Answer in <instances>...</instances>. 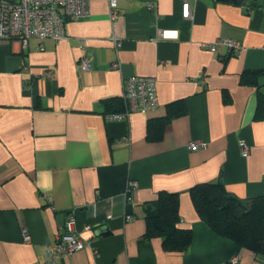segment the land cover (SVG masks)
<instances>
[{
	"label": "crops",
	"instance_id": "crops-1",
	"mask_svg": "<svg viewBox=\"0 0 264 264\" xmlns=\"http://www.w3.org/2000/svg\"><path fill=\"white\" fill-rule=\"evenodd\" d=\"M183 1L117 0L110 19L108 1L91 0L59 41L0 39V264H49L48 245L70 212L90 244L56 264H230L235 253L237 264H264L216 234L189 192L220 180L239 197L264 195V8L187 0L185 17ZM219 38L242 52L201 44ZM85 53L94 66L83 71ZM133 75L155 77L157 106L110 117L106 100ZM194 140L205 146L189 149ZM129 181L136 188L127 192ZM160 190L178 194V225L192 231L184 252L144 236L147 203Z\"/></svg>",
	"mask_w": 264,
	"mask_h": 264
},
{
	"label": "built area",
	"instance_id": "built-area-1",
	"mask_svg": "<svg viewBox=\"0 0 264 264\" xmlns=\"http://www.w3.org/2000/svg\"><path fill=\"white\" fill-rule=\"evenodd\" d=\"M109 5L110 19L116 18L117 0H107ZM91 0H0V39H19L23 44L27 43L30 37H37L39 40L52 38L61 40L66 34V22L69 19L80 20L89 14ZM247 7V3H243ZM151 7V5H148ZM183 16L191 15V6L187 0L182 3ZM158 35L169 37L167 30L160 29ZM117 46L119 43L114 41ZM85 43L83 42V45ZM203 46L211 51H216L218 45L226 46L234 54H240L243 45L237 40L215 39L204 41ZM42 45L41 43L39 44ZM77 65L80 70L93 68V56L85 53L79 56ZM115 67L117 63L113 64ZM51 76L49 70L45 71ZM125 108L122 111L111 113L112 118L120 119L126 117L131 111H147L158 104L156 92V79L153 76L133 75L125 80L124 89L121 95ZM239 145L243 155L248 154V145L240 140ZM205 146V142L194 140L188 144L191 150ZM136 188L135 181H129L127 192ZM23 239L29 240L28 231L22 229ZM90 243L80 237L76 229V217L73 212L66 215L55 241L48 245L50 254L49 264H56L61 256H68L75 251L84 248ZM239 254L235 253L230 258V264H237Z\"/></svg>",
	"mask_w": 264,
	"mask_h": 264
},
{
	"label": "trees",
	"instance_id": "trees-1",
	"mask_svg": "<svg viewBox=\"0 0 264 264\" xmlns=\"http://www.w3.org/2000/svg\"><path fill=\"white\" fill-rule=\"evenodd\" d=\"M231 1L247 3V8H264V0ZM257 72L247 71L246 74L254 76ZM262 100L264 96L261 97V102ZM106 101L107 111L110 113L125 108L122 97H113ZM182 111L184 108L180 107L174 110L173 114ZM257 115L264 117V112L259 111ZM159 121L162 122L159 129L161 131L164 121ZM189 192L199 217L216 234L232 240L258 256H264V195L239 197L228 191L220 180L196 184ZM145 210L146 239L161 237L163 248L167 251L187 250L191 243L192 231L178 225L179 197L176 192L160 190L157 197L147 203Z\"/></svg>",
	"mask_w": 264,
	"mask_h": 264
},
{
	"label": "water",
	"instance_id": "water-1",
	"mask_svg": "<svg viewBox=\"0 0 264 264\" xmlns=\"http://www.w3.org/2000/svg\"><path fill=\"white\" fill-rule=\"evenodd\" d=\"M238 1H241V0H238Z\"/></svg>",
	"mask_w": 264,
	"mask_h": 264
}]
</instances>
